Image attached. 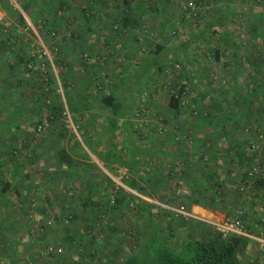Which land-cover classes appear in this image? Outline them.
I'll return each instance as SVG.
<instances>
[{
	"label": "rangeland",
	"instance_id": "374dc122",
	"mask_svg": "<svg viewBox=\"0 0 264 264\" xmlns=\"http://www.w3.org/2000/svg\"><path fill=\"white\" fill-rule=\"evenodd\" d=\"M25 1L31 14L24 13L16 0H0L9 22L6 29L0 27V36L11 29L15 10L27 20V27L17 26L7 48L0 44V80L5 78L0 84V125L7 116V127L0 133L3 145L9 140L16 146L12 154L10 147L1 148L7 163L3 171L0 168V181L1 176L9 180L29 176L17 181L19 194L12 192L1 200L0 264H122L130 256L155 264L153 238L157 247L177 252L187 240L218 237L211 225L151 200L172 208L200 206L217 218L242 211L250 235L264 238V198L252 185L264 175V0H229L232 13L227 27L233 45L223 40L222 28H207L221 8L220 0H194L200 5L195 16L185 9L193 0H134L129 7L121 0H64L57 12L63 18L57 32L42 28L48 14L40 10L48 0ZM60 3L56 0L54 7ZM124 12L133 24L122 28ZM19 29L23 32L17 33ZM189 40L186 55L173 50ZM43 43L64 63L62 77L55 67L60 84L54 77V89L60 85L71 113L80 104L73 128H66L60 117L47 120L45 98L54 102L57 97L48 85L46 68L37 65V73L31 74L19 65L10 71L9 65H16L12 50L34 57ZM156 45L165 48L160 57H166L163 71L151 68L143 73L144 59ZM69 48L73 51L67 55ZM216 48L221 52L218 61L212 57ZM44 78L50 92L39 95ZM129 82L126 121L130 125L128 120L142 105L148 109V128L132 135L126 126L124 134L118 132L109 141L98 99L118 96ZM169 88L185 89L177 112L168 106ZM79 95L88 103H82ZM39 124L42 129L37 131ZM159 126L166 132L160 133ZM52 133H58L54 141ZM125 136L144 150L133 155L132 167L106 163L114 182L96 167L86 174L81 166L91 165V158L97 161V153L112 142L125 160ZM63 146L77 148L65 152L74 159L67 161L57 152ZM238 146L244 157L241 165L234 150L229 151ZM116 167L127 168L129 179L139 182L146 193L128 190L134 199L124 202L126 189L117 187ZM178 189L181 197L175 193ZM195 199L200 202L192 203ZM246 239L239 247V259L243 264H264L258 241Z\"/></svg>",
	"mask_w": 264,
	"mask_h": 264
},
{
	"label": "trees",
	"instance_id": "16d2710c",
	"mask_svg": "<svg viewBox=\"0 0 264 264\" xmlns=\"http://www.w3.org/2000/svg\"><path fill=\"white\" fill-rule=\"evenodd\" d=\"M27 1L29 3L34 2L33 0H27ZM58 1L61 3H60V6L57 8L54 7V2H56V0H54V2H50L49 0L46 2L43 1L44 2L43 7L40 10V12L41 13L46 12V14H48L46 17L48 18H44L42 28L47 29V30L53 29L54 32H57L56 28L62 25V23L59 21L63 18H61V16H58L57 12H60L59 10L62 11L61 8L66 3L64 2V0H58ZM132 1L134 0H121V2L126 7H129ZM16 2L18 3V6L24 13L31 14L29 7L27 5V2L25 0H16ZM126 15L127 13L124 12V14H122L121 16L122 28H125L128 25L133 24V21H131ZM80 17L81 19L85 20V15L81 14ZM34 20L36 23L37 19L35 16H34ZM222 21L220 18H218L214 20L213 22L208 23L207 28L221 27L223 29L222 30L223 40L226 41V43L233 45L234 42H232L233 37L231 36L230 30L228 29L227 25L224 24L225 22L223 23ZM11 24H12L11 29L8 28L6 30V34H3L4 43L1 45H3L4 47H6L10 43L11 36L15 34L17 26H20L22 28L27 27L26 26L27 23H26L24 16L18 10H15V12L13 13V22ZM190 44H191L190 40L186 42H181L178 45L173 46V50H179L184 55H186ZM232 47L237 49L236 46H232ZM164 50L165 48L160 45H156L154 48V51L150 50V52L148 53V57L144 59V66L142 68L143 73L148 72V70H150L151 68H156V70L160 73L163 71L162 65L165 62L166 57H162V58L160 57L163 55L162 52H164ZM12 53L14 55V59L16 60V65H9L11 72H13L15 68H18L19 65H22L25 71H27L28 73H31V74H33V72L37 73L36 72L37 70L35 69H36V66L39 65L40 63L38 60L35 59V57L22 56L18 51H14V50H12L11 54ZM220 54L221 52L219 51L218 48H216L214 50V53L212 54L213 59L215 61H218L220 59L219 57ZM37 56L39 59L42 60L41 64L42 63L47 64L46 68L48 70L47 71L48 74L46 75L48 77V85L50 86V89L53 90V92H55L54 88L56 87V85L54 86L55 84L54 77H53L52 71L50 72L49 70V64L47 61H45V57L42 56L40 53L37 54ZM56 59L57 57H54V60H55L54 65L55 67L59 68V74H60V77H62V72H63L62 69H63L64 63L62 64L60 55H59V59L58 60ZM235 59L236 61L239 60V55L236 56ZM39 73L43 75V72H39ZM43 83L44 82H41L42 84L41 87L38 86V88H41L39 95L40 94L46 95L44 91L45 84ZM5 84H11V82H8ZM66 94H67V97H69V93H66ZM180 95H181V90H178L169 97L168 106L174 112H177L178 108H180L179 106L180 105V98H179ZM55 97H57L58 99L56 98L54 102L52 101V104L49 107L48 105H46L49 110L47 114L48 121H52L53 119H59V117L62 119L61 117L62 104L59 100V97L56 94H55ZM98 100H100L99 105H101L103 109L107 110L110 114L106 122V125H107L106 138L109 139V141L114 140L116 136L118 135V132H122L124 134L125 131H127L125 127L126 126L127 128L128 126L131 127V124L129 125L125 118V115L128 113V110L124 108V99H121L120 97L117 98L115 95H112V94H107V95L100 96ZM222 123L224 124V121ZM39 125H42V124H39ZM130 130L131 129L129 128V131ZM131 131H132V135H134L135 133H139V131H135V132L133 130ZM223 136L226 140L227 135L224 133V130H223ZM125 141H126L125 145L127 146V150H128V157H126L125 160L120 156V151L116 149V145L113 142L108 145V147L105 149L104 152L97 153L98 159L101 162H103L105 165L106 163L110 161H117L120 164H128L132 167L133 155L142 153L144 152V150L140 149V147L137 146L133 138H129L128 136H125ZM7 145L8 147H10L11 152L10 151L9 152L12 154V150H16V146L14 145L13 142H8ZM239 149H240L239 146L234 149H232V147H229V151L233 152L234 150L233 157L236 158L238 161V164L241 165L243 163L244 157L241 153H239ZM162 152L165 154L164 151ZM62 153H61L62 157L64 156L67 161H70V158H68L65 154H62ZM168 156L170 155L168 154ZM86 167L87 168H85V170L86 169L88 170V168H94L95 166L91 164V165H86ZM22 175L24 176L18 175L13 180L11 179L9 180L7 177L1 176V179L4 180V181H0V184H1L0 193L2 194V196L5 197L12 192L19 194V191L17 188V181L25 180V178L29 177L25 174H22ZM147 183L145 185H147ZM126 184L132 190H135L140 193H146L145 188L134 179L128 178V181ZM216 185H219V184L217 183ZM252 185L254 189L256 190L257 194L259 195V197L264 198V175L255 178ZM123 193L124 195L122 197V200L124 199L123 200L124 202H128L131 199H134L133 196H130L127 192H123ZM199 202L200 201L197 199L192 200V203L194 204L199 203ZM0 205H1V202H0ZM209 207L214 208L212 206V203H210ZM148 208L152 209L153 206L149 205ZM154 241L155 239L153 238L152 241L150 242V250L152 251L154 256H156L155 264H243L242 261L238 257V251L241 245H245L248 242L246 238L235 236V235L229 236L226 239H221L218 236L212 240H206V241L187 240L181 246V250L176 252V251L170 250L167 246H164V245H160V247L159 246L157 247L158 243L157 241L156 242ZM122 264H146V263H142L138 258L130 256V257H127ZM251 264H256V263H251Z\"/></svg>",
	"mask_w": 264,
	"mask_h": 264
},
{
	"label": "built area",
	"instance_id": "2783aa9c",
	"mask_svg": "<svg viewBox=\"0 0 264 264\" xmlns=\"http://www.w3.org/2000/svg\"><path fill=\"white\" fill-rule=\"evenodd\" d=\"M186 10H189L191 13L193 12V15L195 16V14L197 13L196 11L199 10L200 5L199 3H196L194 0L193 1H189L188 3H186L185 6ZM3 26L4 28H6L8 26V24H6V16L4 11L0 8V27ZM23 30L19 29L17 31V33H22ZM52 37L54 40H56V34L52 33ZM40 54L42 56L45 57V59L51 61L52 55H56V52H54V50H49L47 49V47L44 44L40 45ZM43 84H47V78H44V83ZM57 84H60V82L58 81ZM181 90V95H180V104L183 103V95L185 94V89H181V88H171V90H168L167 93L169 94V96L173 95L176 91ZM45 93L48 94L50 92V90L48 88L45 87L44 89ZM55 94L59 97V98H63V93H62V89L60 87V85H58L57 90H55ZM177 97V96H176ZM45 104L50 106L52 104V99H50L49 97L45 98ZM148 109L145 106L139 105V107L136 109V111H134V113L131 115V118L128 120L131 122V128L132 130L135 131H139V133L143 132L144 130H146L148 127V121H147V114H148ZM61 117L63 122L65 123V127L66 128H73V122H72V118H71V114L70 111L67 109L66 106L63 107V109L61 110ZM130 128V129H131ZM42 129L41 125H39L37 127V131H40ZM159 131L160 133L166 132L165 128H162L161 126H159ZM208 154H204V159H206L208 156ZM118 168V167H116ZM107 176L109 178H111L113 180V177L108 174ZM117 177H118V183L117 187L119 188H123V184L124 182L129 178V174L127 171V168H118V172H117ZM250 175V173H249ZM115 180H113L114 182ZM178 185L181 184L180 181L177 182ZM182 190L180 191L179 189L176 190V195L178 197H181V193ZM162 207L175 211L177 213H179L182 216H186L189 218H193V219H197L200 221H203L204 223L211 225V227L214 229V231L216 232V234L221 238V239H226L229 236L235 235V236H239V237H243V238H250V239H255L258 241L259 244V248L260 251L262 252L263 256H264V238L262 237H257L254 238L250 235V230L247 227L246 224V220H245V216L243 215L242 211H235L234 213L230 214V215H224V217L222 218H217L216 216L212 215L211 213H209V215L214 216V217H208V215H205V212H197L195 211L193 208L191 209H186L185 206L180 205L177 206L176 208H172V207H168L166 205H161ZM199 210V209H198ZM200 211V210H199Z\"/></svg>",
	"mask_w": 264,
	"mask_h": 264
},
{
	"label": "crops",
	"instance_id": "0c3cea01",
	"mask_svg": "<svg viewBox=\"0 0 264 264\" xmlns=\"http://www.w3.org/2000/svg\"><path fill=\"white\" fill-rule=\"evenodd\" d=\"M221 2L220 3H222V5H221V8H220V10L218 11V13H217V15L215 16V18H214V20H216V19H218V18H220L221 19V21L222 20H224V21H222L224 24H226V25H228V19H229V15H231V13L232 12H229L230 11V4H229V0H220ZM244 2H246L247 0H243ZM248 2V1H247ZM19 7V6H18ZM23 15V14H22ZM24 18H25V20H26V17L24 16ZM8 18H6V24H8L9 25V22H8V20H7ZM82 20H84V19H82ZM213 20V21H214ZM26 23H27V20H26ZM90 24V23H89ZM3 27V26H2ZM217 28H219V27H217ZM221 28V27H220ZM3 29H6V28H4L3 27ZM229 29V28H228ZM223 30V29H222ZM96 36H99L100 37V34H96ZM102 38L101 39H105L103 36H101ZM111 37V36H110ZM111 38H113V37H111ZM3 39H4V37L2 36V34H1V36H0V44H3L4 42H3ZM108 39V38H107ZM111 40V39H110ZM105 42H107V40H105ZM44 44V43H43ZM103 46H104V43L103 42H101L100 43V45L98 46L99 48H103ZM120 46V45H119ZM120 47H123V45L121 44V46ZM98 50V48L97 49H95V51H97ZM126 50H128V49H126ZM73 50L71 49V48H69L67 51H66V53H67V55L68 54H71V52H72ZM237 56V54H234V57H236ZM35 57V59L36 60H39V65H41L42 66V68H46V66H47V64H45V63H42L41 64V62H42V60L41 59H39L38 58V56L36 55V56H34ZM54 57H55V55H52V58H51V61H49V60H47V59H45V61H47L48 62V64H49V70H50V72L52 71V73H53V77H55V81H56V84L58 83V81H59V74L57 73V71H56V69H55V65H54ZM220 58H221V54H220V56H219ZM70 63H71V61H70ZM70 63H69V66H70ZM2 65V64H1ZM47 69V68H46ZM8 75H9V73H7ZM9 77H10V75H9ZM121 78V77H120ZM3 80H5V78H3L2 80H0V84L1 83H3V82H5V81H3ZM60 82V81H59ZM131 82H129L128 84H125L124 85V90L122 91V92H120V94L117 96L116 95V97L118 98V97H120L121 99H124V108L126 109V110H128L129 111V107L131 106V103L129 102V96H130V92H131ZM117 85V84H116ZM58 86V85H57ZM78 88L79 89H81L83 86H81V84H78ZM119 87V86H118ZM85 92V91H84ZM62 93H63V98L61 97V98H59V100H60V102H61V104H62V109H63V107L64 106H66L67 107V109L70 111V109H69V106H68V101L66 100V97H65V95H64V92L62 91ZM127 94L129 95V96H127ZM70 97V96H69ZM79 100L82 102V103H88V101L86 100V98H85V96L83 95H79ZM70 99L72 100V98L70 97ZM80 104H76V111L75 112H72L71 113V111H70V114H71V118H72V122H74L73 120L75 119V116H77V114H78V112H79V110L81 109L80 107ZM103 111V114H104V117H106V118H108L109 117V112L107 111V110H105V109H103L102 110ZM7 116L5 115V119H3L1 122L3 123L2 125H0V128H2V127H7V122H4V121H6V118ZM106 122H107V120H106ZM75 124L73 123V126H74ZM75 127V126H74ZM107 129V128H106ZM105 129V130H106ZM6 131H8L7 130V128L6 129H4V132H6ZM56 134H58V133H52L51 134V138L53 139V141H54V139H55V136H56ZM106 134V133H105ZM121 134H123L122 132H121ZM7 134L5 133V136H6ZM2 136H3V134H2V132L0 133V154H1V152H2V149H5V148H7L8 147V145H6V144H8V142H9V140L7 141V143L6 144H4L3 145V138H2ZM63 137V133H61L60 135H59V137ZM73 146H75V144L73 145ZM76 146H77V144H76ZM78 147V146H77ZM2 148V149H1ZM75 150V149H77V148H71V149H68L67 148V146H63V147H61L57 152H59V153H61V152H63L62 154H65V152H70V151H72V150ZM87 153V152H86ZM66 155V154H65ZM95 155V157H96V154H94ZM68 157V156H67ZM92 157H94L93 155H92ZM71 158V160L72 159H74V158H72V157H70ZM91 164L92 165H94L99 171H101V173H108L109 174V172L105 169V164L103 163V162H101L99 159H98V157H97V161H95L93 158H91ZM6 163H7V161H5V160H3L2 159V157L0 156V168H2V171L6 168ZM60 167H61V165H59ZM62 167H64L65 169H67L68 170V165H66V164H63V166ZM82 167V169L84 170V171H86V174H87V171H90L92 168H88V170L86 169L85 170V168H87L86 166L84 167V166H81ZM94 167V168H95ZM58 170H61V169H58ZM56 172H57V169H56ZM2 175H3V173H1ZM107 175V174H106ZM124 184H125V186H124ZM123 184V188L122 189H126L125 191L127 192L128 190H129V192L130 193H133V194H136V191L135 190H132L131 188H129L128 186H127V184L126 183H124ZM129 192H127L128 194H129ZM130 195V194H129ZM3 198H4V196H2V194L0 193V202H1V200H3ZM149 201V200H148ZM152 204H154V205H156V206H159V207H161V203H159V202H153L152 200L150 201ZM192 208L195 210V211H197V212H205L206 213V215H209V213H211L212 215H214L215 216V214L213 213V212H211V211H209L208 209H205V208H203V207H200V206H192ZM200 211H199V210ZM217 217V216H216ZM220 218V217H219ZM194 220V219H193ZM198 221H200V220H198ZM203 222V221H202Z\"/></svg>",
	"mask_w": 264,
	"mask_h": 264
}]
</instances>
